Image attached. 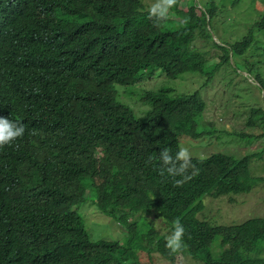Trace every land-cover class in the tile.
<instances>
[{
  "label": "trees",
  "instance_id": "16d2710c",
  "mask_svg": "<svg viewBox=\"0 0 264 264\" xmlns=\"http://www.w3.org/2000/svg\"><path fill=\"white\" fill-rule=\"evenodd\" d=\"M183 5L192 7L187 16L178 14ZM197 5L196 0H178L172 16L157 27L144 0H0V117L26 126L23 137L0 148V264H145L142 253L153 264L155 252L174 264H264V258L251 257L264 251V217L233 226L198 218L205 198L249 194L257 185L264 191V182L251 174L252 155L191 159L199 173L182 186L159 173L162 148L175 154L186 138L200 139L194 128L207 104L199 92L176 95L167 87L141 95L138 82L156 70L171 80L213 75L244 56L255 33L264 31L263 13L247 37L215 43L223 54L211 63L209 52L195 43L202 39L209 45L216 2H204L199 12ZM20 42L36 46L18 54ZM41 54H65L72 62L60 64V79L45 84L46 97L26 83L50 73V64L26 63ZM204 67L211 73L205 74ZM78 74L108 87L102 91L85 83L89 92L53 103L50 94L66 90L68 79ZM117 85L125 86L122 93L117 94ZM130 85L133 90L126 89ZM136 101L153 112L137 119L127 105ZM15 146L18 152L58 149L52 160L37 165L33 188L10 174ZM95 178L101 183L97 189ZM91 189L97 198L92 208L126 230L124 244L93 240L84 217L71 211ZM136 214L141 219L133 222ZM178 218L187 247L173 254L165 237Z\"/></svg>",
  "mask_w": 264,
  "mask_h": 264
},
{
  "label": "rangeland",
  "instance_id": "374dc122",
  "mask_svg": "<svg viewBox=\"0 0 264 264\" xmlns=\"http://www.w3.org/2000/svg\"><path fill=\"white\" fill-rule=\"evenodd\" d=\"M144 1L147 8L155 3V0ZM205 1L209 0H201L202 5ZM215 2V11L211 16L212 39L207 46H204L202 39H198L195 43V47H204L209 52L211 63L217 62L216 56L223 54L221 50L213 47L215 43L225 45V43H235L247 37L248 28L264 13V0H240L238 5L234 4L235 0H215ZM191 8L184 5L181 9L189 14L192 12ZM172 14V12L169 13L171 16ZM204 69L207 70L205 74L211 73L209 68L204 67ZM48 71L56 76L60 74V67L58 64H51ZM263 82L264 31L256 33L254 44L244 56L234 58V61L214 71L213 75H184L171 80L165 77L164 72L156 70L154 74L146 75L137 86L142 89L138 90L141 95L144 91H156L161 87L174 89L176 95L199 92L207 104L205 114L194 128L201 133V137L198 140L186 138L182 142L184 147L189 148L191 158H206L214 153L229 154L236 158L252 155L251 174L259 179L258 182H264L262 179L264 177V113L261 112L264 111ZM103 83H97L94 88L103 91L108 87V84ZM44 86V83L35 85L40 96L46 94L43 90ZM124 87L117 85V94L122 93ZM91 89L82 81L69 80L66 90L52 93L50 98L53 103L62 105L71 98L84 95L85 91L89 92ZM126 89L134 88L130 85ZM29 93L30 97H35L32 92ZM141 95L138 97L140 98ZM135 104L140 103L136 101ZM127 105L132 108L137 117L145 115L151 109L145 102H141L139 107L129 103ZM255 110H260V113H256ZM263 196L264 191L257 185L249 194L217 199L205 198L202 201L205 202L204 207L198 218L206 219L213 226H233L250 218L264 217V203L261 204ZM96 200L95 192L91 189L86 195V202L74 206L73 210L84 217L86 228L93 240H114L124 244L128 237L126 230L113 218L92 208L91 205ZM85 204L88 205L85 206ZM234 206L238 207L234 209ZM134 219L139 220V217L135 216ZM158 227L163 232L161 222H158ZM153 257V264H172L156 252L153 253ZM251 257L264 258V251L252 254ZM140 259L145 264H151L146 254L142 253Z\"/></svg>",
  "mask_w": 264,
  "mask_h": 264
},
{
  "label": "clouds",
  "instance_id": "9594fccd",
  "mask_svg": "<svg viewBox=\"0 0 264 264\" xmlns=\"http://www.w3.org/2000/svg\"><path fill=\"white\" fill-rule=\"evenodd\" d=\"M177 2H178V0H155V3L152 4L151 7L149 8V19L154 20V23L157 27L161 26V24L168 19L169 13L172 12L171 9H173L177 5ZM196 2H197L198 7H199L197 12L202 11L203 5L201 3V0H196ZM178 14H179V16H184L186 13H184L182 11V9H180L178 11ZM186 16H187V14H186ZM255 22L253 24H255ZM255 37H256V33H255ZM52 43L53 42H51L50 44H52ZM19 46H21L22 48ZM35 46L36 45L28 43V42H20L18 44V51L16 53L27 54ZM26 63L27 64L46 63V64H50V65L51 64H58L59 67H60V64H72L70 58L65 54L59 55L58 58H54L48 54H41L40 56L29 58L28 60H26ZM60 74H61V69H60ZM60 74L54 76L53 73L50 72L46 76V78H43L41 80L27 81L26 83H27L28 89L36 91V89H35L36 84H38V83H44V84L52 83V82L60 79ZM69 80H78V81H82V82L90 84V85H97V83L86 82L80 74L72 77L71 79H68V81ZM59 92H61V91H59ZM44 96L46 97V94ZM135 103L136 102H133V105L136 107H139L141 105V104L137 105ZM152 112H153V108H151L145 115H143L141 117H137L134 112H133V115L137 119H142ZM255 112L260 113V110H255ZM203 114H205V113H203ZM201 119H202V117H201ZM147 125L148 124L145 123V126H147ZM25 133H26V126L23 124V122L15 121V119L10 117V116L8 118H7V116H6V118L0 117V148H3L6 145L10 146L13 141L17 140L18 138L23 137V135H25ZM15 147H16L15 155L12 158L11 164H10V174H11L12 178H14L15 176H18L20 178L21 182L24 183L26 187L33 188L34 185H36V183H37V172H36L37 165L41 161H45L46 159L52 160L58 154V149H54V150H50V151L33 152L32 150L28 151V150L23 148L22 151L18 152L17 146H15ZM194 158H196V157L191 158V153H190L189 148L184 147L183 143H182V146H180L178 148V151L175 154L171 153V151L167 147H164L160 150V153L158 156V160L160 161L159 173L162 176L166 174L167 176L172 177L174 180L175 186H182L183 183H185L187 180L192 179L195 175H198V173H199V169H197L196 166L193 165L191 162V159H194ZM152 160H153V158L149 157L147 162L151 163ZM190 169H191V172H189ZM176 177H181V179H175ZM95 179L97 180L96 185H95L96 189H97L98 187H100L101 183L99 182L98 178H95ZM85 202H86V199L83 203L78 204V205H82ZM78 205H74V206H78ZM86 205H88V204H85V206ZM74 206L71 207V211H74L78 215H80L77 211L73 210ZM105 216H108V215H105ZM136 216H138L140 219L139 215H136ZM108 217H111V216H108ZM111 218H113L115 220L114 217H111ZM132 221L137 222L139 220H135L133 218ZM158 222H161V221H158ZM158 222H156V225H157V228L159 229ZM163 229H164V227H163ZM161 232H162V230H161ZM185 232H186V230H185L184 225L180 222L179 218L176 219L172 224L170 234H168V232H167L168 235H166V237H165L166 247L169 249V251L171 253H173V254L180 253L186 249L187 245L185 244V241H184ZM172 264H174V263H172Z\"/></svg>",
  "mask_w": 264,
  "mask_h": 264
}]
</instances>
